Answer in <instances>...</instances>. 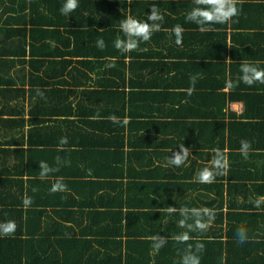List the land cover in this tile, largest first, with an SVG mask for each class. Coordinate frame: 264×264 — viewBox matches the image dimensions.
Wrapping results in <instances>:
<instances>
[{
    "label": "crops",
    "instance_id": "crops-1",
    "mask_svg": "<svg viewBox=\"0 0 264 264\" xmlns=\"http://www.w3.org/2000/svg\"><path fill=\"white\" fill-rule=\"evenodd\" d=\"M87 2L94 8L89 9V6L86 11L79 9L75 25L62 22L56 36L36 38L38 51L45 42H49L56 53H63L58 62L49 63L48 67L58 79L61 76L66 80L64 86L60 85L64 90L76 91L65 100L48 101L53 105L61 101L71 102L73 106L83 101L84 111L85 107L106 110L108 119L113 116L118 118L119 122L109 119V127L119 132H105L104 136H99L100 142L108 144L103 148L107 154L99 159L96 167L100 170L111 168L112 174L115 173L113 166L118 168L117 173L122 174L120 192L124 200L149 202L148 193L151 192V199L158 200L160 197L159 201L167 202L165 208L156 211L160 221L149 218L150 228L161 226V229L159 234L147 239L152 241V237L157 235L166 238L158 251L150 252L149 264H180L185 246L180 245L176 250L178 241L175 237L187 231L179 223L183 218L179 211L181 208H205L206 204L216 199L218 204L222 197L224 202L256 204L264 197V180L253 186L252 181L246 179L257 169H264V84L256 82L249 86L240 81L242 63L264 68V0H243L237 5L240 9L237 16L227 23L211 25L212 30L205 32L186 20L187 14L196 7L193 0ZM17 5H14L16 9ZM152 5L163 16L162 21H157L160 31L154 32L149 41H141L133 51L116 49L115 40L126 38L120 29L121 21L127 16L145 21ZM58 7L60 9L61 5ZM11 14V0H0L1 40L2 29L7 28ZM176 25L184 29L179 45L172 32ZM54 26L46 25L44 28ZM99 39L105 42L103 49L97 47ZM62 60L70 63H63ZM81 61L85 63L78 64ZM25 65L28 69V64ZM9 74L17 86H21L13 70ZM193 76L196 77L194 90L190 82ZM228 81L234 86L228 87ZM94 82L101 83L103 87H95ZM22 87L28 89V84ZM91 91L98 93H88ZM30 102L33 103L34 98ZM25 104H29L28 101ZM126 117L127 124L124 123ZM242 140L251 143L247 158L240 152ZM182 144L189 147L191 154L188 160L180 167L169 164L168 157L179 151ZM217 148L225 154L228 162L225 174L216 176L223 179L218 180L225 191L221 197L218 195L220 187L212 185L216 180L202 184L196 179L198 171L209 165L213 149ZM247 161L251 165L236 164ZM233 170L239 173L231 184L245 185L241 189L230 186L228 195L227 172ZM28 191L24 187L23 193ZM8 195L6 192L2 201L9 200ZM259 205L264 206V200ZM169 206L177 211L169 214L166 211ZM147 210L151 211L149 207ZM223 211L225 216V206ZM257 213L261 216L254 220L241 216L248 220L237 224L239 228L247 227L248 235H252L247 239L248 242H255L250 247L231 244L227 232L232 222L227 226L225 217L223 221L214 218L204 231H191L186 247L192 245L194 249L197 243L210 241L212 234L218 232L216 245H210L199 254L202 263L264 264V209L258 206ZM36 246L33 242L27 250L29 257H23L22 264H39L38 260L43 264H77L79 261L87 264L86 259H82V249L71 246L72 253H56L57 259L47 262L50 251L39 258ZM8 257L9 254L6 259Z\"/></svg>",
    "mask_w": 264,
    "mask_h": 264
},
{
    "label": "trees",
    "instance_id": "trees-1",
    "mask_svg": "<svg viewBox=\"0 0 264 264\" xmlns=\"http://www.w3.org/2000/svg\"><path fill=\"white\" fill-rule=\"evenodd\" d=\"M87 1L78 0L79 6L75 11L64 15L58 5L62 7L66 0H11L12 14L7 28L2 29L4 34L0 39V223L14 220L17 228L11 236H0V264H22L33 242H36L39 258L50 251L47 262H54L56 253H72L71 246L84 251L82 259L85 258L87 264H149L150 252L157 251L147 237L159 234L161 226L150 228L148 222L149 218L161 220L156 211L165 208L167 202L159 201L160 197L158 200L151 199V190L148 189L149 202L124 200L120 192L122 174L117 173L118 168L113 166L115 173L112 174L111 168L100 170L96 167L99 159L107 154L103 148L108 144L100 142L99 136H104L105 132H119L109 127L107 111L90 110L89 107H85L84 111L83 101L76 106L71 102L61 101L53 105L48 101L65 100L76 91L64 90L60 85L64 86L66 80L61 76L58 79L48 67L49 63L58 62L63 53H56L49 42H45L38 51L36 38L56 36L62 22L75 25L79 9L86 11L89 6V9L94 8ZM15 4H18L17 9ZM46 25L55 26L47 29L44 28ZM28 55L29 58H26ZM62 62L70 63L67 60ZM82 63L85 61L78 64ZM25 64H28V69ZM11 70L18 76L21 86L10 78ZM94 83L95 87H103L99 82ZM25 84H28V89L22 87ZM37 89L43 92V98L37 95ZM88 93L97 94L98 91ZM31 98H34L33 103ZM88 99L91 97L88 96ZM26 101L29 104L26 105ZM62 137L67 138L66 144L60 143ZM41 161L58 170L41 179ZM236 164L251 165L248 161ZM261 172L264 169H257L246 179H250L251 185L255 186L264 180ZM237 173L236 170L227 172L228 195L230 186L241 189L245 185L231 184ZM59 178H63L67 190L53 193L50 189ZM215 180L212 185L220 187L218 195L221 197L225 193L223 184L218 181L223 180L222 176ZM24 187L29 190L26 194L23 193ZM6 192L9 193V200L2 201ZM25 196L33 201L27 208L22 204ZM216 202L217 199L206 204L205 208L210 207L214 211L217 221H223L225 217L227 226L232 222L227 232L231 244L247 247L254 244L253 240L247 241L252 237L245 230L247 227L239 228L237 224L258 217V206L253 203L239 205L229 200L224 202L223 197L218 204ZM259 207L264 209L262 205ZM253 209L256 210L246 212ZM241 216L248 218L242 219ZM238 229L246 233V241L242 244L237 243ZM218 234H212L210 241L203 244L204 249L216 245ZM180 245L187 249V242H176V250ZM37 262L43 264L40 260ZM77 264L82 263L79 261ZM200 264H205L201 258Z\"/></svg>",
    "mask_w": 264,
    "mask_h": 264
},
{
    "label": "clouds",
    "instance_id": "clouds-1",
    "mask_svg": "<svg viewBox=\"0 0 264 264\" xmlns=\"http://www.w3.org/2000/svg\"><path fill=\"white\" fill-rule=\"evenodd\" d=\"M196 7H194L186 16V20L195 23L198 25L199 30L202 32L210 31L211 25L214 24H224L230 21L233 17L239 14L240 9L237 7L238 4L242 3L243 0H193ZM79 6L78 0H66V2L61 7L60 11L64 15L75 11ZM163 16L160 14V10L152 5L150 12H148L147 19L145 21L138 20L132 16H127L120 23V29L124 33L126 38H117L114 42L116 49L122 52L133 51L138 48L141 41L147 42L151 39L154 32L160 31V24L157 21H162ZM184 29L180 25H176L172 32L175 34L176 43L179 45L182 43V33ZM97 47L103 49L105 47V42L103 39L97 41ZM240 71L242 75L240 76V81L246 85H253L256 82L264 84V68H260L252 63H242ZM190 82L194 90L196 77H190ZM228 87H233L231 81L227 82ZM37 95L43 98V92L37 89ZM113 122H119L116 117H109ZM128 118L124 119V123L127 124ZM61 144L67 143V138L62 137ZM251 149V143L246 140L241 141V154L247 158L249 150ZM214 155L208 166H205L203 169L198 171L196 179L202 184L213 183L216 179L217 174H225L228 168L227 157L220 149H213ZM189 147H185L184 144L180 145L179 151L172 153L168 157V162L171 165L180 167L183 165L190 155ZM39 168L41 169L40 178H47L48 174L52 171L58 169L51 168L45 161L39 163ZM63 178H59L51 187L53 193L57 191H66L67 185L62 182ZM264 200V197H261L256 201L257 206ZM32 198L25 196L22 204L24 208L29 207L32 204ZM166 211L169 214H172L177 211L173 206H169ZM180 214L183 217L180 220V226L186 228L187 231L183 232L180 235H177L175 239L180 243H185L191 239L189 233L191 231H204L207 229L211 221L215 217L213 210L209 208H181ZM207 218V219H205ZM191 220L192 223H188ZM17 224L14 220H8L0 223V236H11L15 233ZM237 243L242 244L246 241V233L243 230L238 229L236 233ZM153 248L159 250L164 243L166 238L163 236H153ZM204 249L202 243H197L193 249L192 245H189L187 249L184 250V254L181 258L180 264H200V255Z\"/></svg>",
    "mask_w": 264,
    "mask_h": 264
}]
</instances>
